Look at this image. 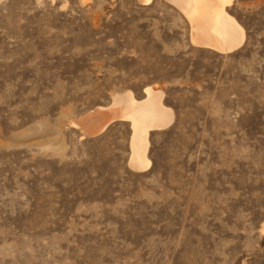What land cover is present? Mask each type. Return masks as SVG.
Instances as JSON below:
<instances>
[{
    "label": "rangeland",
    "instance_id": "374dc122",
    "mask_svg": "<svg viewBox=\"0 0 264 264\" xmlns=\"http://www.w3.org/2000/svg\"><path fill=\"white\" fill-rule=\"evenodd\" d=\"M149 3L0 0V264H264V0L227 53ZM145 88L173 118L135 171L128 122H70Z\"/></svg>",
    "mask_w": 264,
    "mask_h": 264
},
{
    "label": "bare ground",
    "instance_id": "6f19581e",
    "mask_svg": "<svg viewBox=\"0 0 264 264\" xmlns=\"http://www.w3.org/2000/svg\"><path fill=\"white\" fill-rule=\"evenodd\" d=\"M139 1L148 4L152 0ZM166 1L173 4L189 22V41L192 45L227 53L242 44L243 27L227 12L231 0ZM144 95L143 99L137 100L131 91L114 93L108 106L96 107L80 116L78 122L70 124L81 130V136L87 137L102 132L111 121L128 122L131 129L128 166L135 171L144 170L150 166L147 156L149 132L165 128L173 118L172 110L162 102L161 90L145 88ZM261 231L264 232V226Z\"/></svg>",
    "mask_w": 264,
    "mask_h": 264
},
{
    "label": "water",
    "instance_id": "95a60500",
    "mask_svg": "<svg viewBox=\"0 0 264 264\" xmlns=\"http://www.w3.org/2000/svg\"><path fill=\"white\" fill-rule=\"evenodd\" d=\"M111 122H112V121H111ZM111 122H110V123H111ZM110 123H108V124H110ZM108 124H107V125H108ZM107 125H106V126H107Z\"/></svg>",
    "mask_w": 264,
    "mask_h": 264
}]
</instances>
